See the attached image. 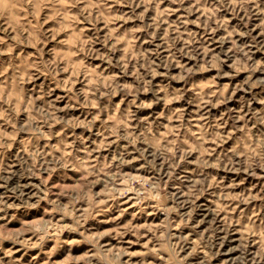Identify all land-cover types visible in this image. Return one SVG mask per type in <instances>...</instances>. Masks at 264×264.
<instances>
[{"label": "rangeland", "instance_id": "obj_1", "mask_svg": "<svg viewBox=\"0 0 264 264\" xmlns=\"http://www.w3.org/2000/svg\"><path fill=\"white\" fill-rule=\"evenodd\" d=\"M257 4L264 9V0ZM235 7L231 0H184L183 5L173 0H0V70L23 58L27 81L19 102L26 98L31 104L35 98L38 108L56 109L50 123L37 119L35 132L30 128L14 139L13 125L0 120L9 134L3 137L6 146H0V202L10 206L0 212V234L23 233L29 241H2L4 264H109L96 256L101 246L106 253H123L120 264H235L249 219L253 227L264 225V173L259 169L256 176L207 170V191L171 216L178 222L191 213L187 226L172 229L174 236L185 237L179 262L162 247L157 251L154 236L167 218L154 201H145L141 210L121 199L89 217L83 211L86 202L64 194L78 193L85 179L70 166L73 158L85 160L87 167L88 160L111 163L123 151L126 142L105 126L129 111L135 114L130 126L137 135L148 127L146 120L158 136L169 131V124L182 126L181 136L189 140L202 125L231 134L217 154L235 146L245 121L252 133L264 134V123L254 118L256 113L264 117V12L245 21ZM44 62H57L55 79L46 74ZM71 93L79 94V102ZM24 107L20 126L28 122ZM174 114V120L165 119ZM241 114L244 119H237ZM90 122L91 127L84 126ZM217 123L223 127L216 129ZM181 158L165 191L184 200L199 170L195 153L186 160L181 153ZM153 175L135 161L123 168L121 182L130 176L146 184ZM217 179L221 185L213 187ZM92 191L99 194L103 188L96 184ZM240 195L254 199L239 207L233 202L230 212L216 215L222 203L229 204L228 197ZM159 235L163 238V232ZM202 236L214 241L208 255L198 247ZM256 251L252 238L248 252Z\"/></svg>", "mask_w": 264, "mask_h": 264}, {"label": "clouds", "instance_id": "obj_2", "mask_svg": "<svg viewBox=\"0 0 264 264\" xmlns=\"http://www.w3.org/2000/svg\"><path fill=\"white\" fill-rule=\"evenodd\" d=\"M225 2V0H222ZM173 3L183 5L184 0H173ZM231 4L236 7L232 10L238 12L242 10L244 12L245 21L253 15L254 12H264L257 4V0H231ZM255 5L253 9L251 7ZM188 11H192L189 9ZM264 27V25H262ZM241 35H247L248 33L241 32ZM58 62V61H57ZM57 62H44L43 68L46 74L55 79ZM39 68L40 65H37ZM70 70V65L69 69ZM0 120L6 121L13 125V132L11 133L12 139L19 132H26L30 128L33 132L37 129L35 123L37 119L41 123H50L53 116H55L56 109H49L47 106L44 108H38L35 103V98L31 104H28L25 98L23 103L19 102V98L24 96L22 91L23 84L27 81V66L23 62V58L17 64L15 61L9 62V64L0 70ZM127 91V89H124ZM135 95V91L132 93ZM111 95V93H108ZM44 96L41 91V97ZM70 98L79 102V94L71 93ZM203 101L202 103H207ZM25 105H27L28 122L20 126L18 116L25 112ZM91 107V105H88ZM131 107V106H130ZM138 107H144V105H138ZM135 118V114L129 111L124 116H118L109 122V125L105 126V130L110 127L111 134L118 136L120 140L126 142V146L123 151H117L115 158L111 163L105 161L101 164L99 161H87V167H85L86 161L83 159L73 158L70 166L75 167L81 172V175L85 177L80 182V189L78 193H64L65 195H71L73 201L80 199L87 203L88 207L83 211L89 216H94L97 212H104L106 208L115 201L121 199H127L134 202L135 207L143 210L145 201H154L155 207L163 211L166 216V222L161 228L156 231L154 239L157 244V251L163 248L164 251L169 253L171 260L181 261L178 249L183 246L185 237L183 235L174 236L172 229L178 227L187 226L191 213L187 216H181L180 220L174 221L171 216L179 213V209L185 207L187 204L192 203L194 198L202 191H207L208 182L211 179V174L208 169H217L229 171L232 173H243L246 176L258 175L257 169L261 173H264V134H254L249 129L247 121L242 129L243 135L236 140L235 146L230 151H221L217 154V147L222 148L223 143L227 139L231 138V134L225 136L222 132L210 131L208 127L202 125L200 132L195 135V138L189 140L186 137L181 136V127H174L169 124V131L164 136H158L153 133L152 126L146 120L145 124L148 127L144 132L136 134L132 131L130 121ZM257 123H264V117H261L259 113L254 117ZM57 122L67 124L68 121L62 120L57 117ZM165 119H175V114L171 117H165ZM237 119L243 120L244 115L241 114ZM90 122L85 127H91ZM223 127L222 124L217 123L216 129ZM191 131L190 129L188 130ZM9 135L3 125H0V146H6L4 144L3 137ZM52 135V133H50ZM101 135H105V132H101ZM146 144L147 148L138 147V144ZM62 146V145H61ZM150 151V155L147 154ZM88 155H91L90 150H86ZM138 153V155H137ZM181 153H183V159L193 153L196 154V165L199 170V179L189 181L188 188L185 192V199L179 200L176 197L171 196L165 191V181L171 182L176 178L175 169L179 167L181 161ZM134 157V159L130 158ZM63 159V158H62ZM135 161L143 163L145 169H151L154 175L145 184L143 180L137 182L132 180L130 176L123 177L126 183H122L123 168ZM166 168V171H165ZM92 177V180H89ZM184 178H181L183 181ZM99 184L102 186L103 191L99 194L92 191L94 185ZM221 181L212 180L213 187H219ZM233 183V187H235ZM183 190V189H181ZM223 199V198H222ZM254 197H245L243 195L236 197H228L229 204H221V207L216 209V215H219L221 211L230 212L232 210V204L235 202V206L239 207V204H250ZM171 201V205H169ZM10 206L6 203L0 202V212L6 211ZM11 207H15L12 205ZM126 210V209H125ZM121 211V215L123 211ZM258 215V213H257ZM230 218V217H229ZM224 222V231L228 230V219ZM82 222V218L76 221V227ZM235 223V222H234ZM254 220L249 219V227L244 230L239 243L238 251L242 253L236 258L235 264H264V225L253 227ZM72 230H76L74 227ZM213 232L215 230H212ZM163 232V238L159 233ZM23 233L3 235L0 234V251H3L2 241L9 240L13 244H28L29 241L23 239ZM120 235H124V231H120ZM252 238H256L258 251L255 253L248 252V246L252 242ZM44 236H40V240H43ZM99 240V236L95 238ZM176 240L178 243H171ZM214 241L211 236H202L198 241V247L204 249L205 254H209V250L213 248ZM12 250L9 249V255ZM123 253L117 255L115 251L112 253H106L105 249L101 246L98 248L96 256L102 260H108L109 264H120V256ZM0 264H4L3 257H0ZM147 264V262H144Z\"/></svg>", "mask_w": 264, "mask_h": 264}]
</instances>
